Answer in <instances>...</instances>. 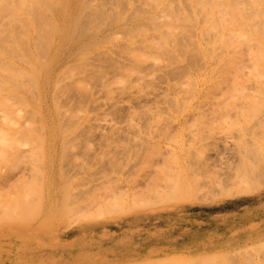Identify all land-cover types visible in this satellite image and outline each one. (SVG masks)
Instances as JSON below:
<instances>
[{"label":"rangeland","instance_id":"374dc122","mask_svg":"<svg viewBox=\"0 0 264 264\" xmlns=\"http://www.w3.org/2000/svg\"><path fill=\"white\" fill-rule=\"evenodd\" d=\"M22 1L0 0V8ZM83 1L70 40L52 30L55 10L20 23L16 14L1 17L0 9V127L9 124L0 133V264H264V185L248 194L222 196L217 188L201 193L207 201L128 210L134 196L155 199L148 183L181 160L198 168L215 155L213 146H200L215 134L224 133L221 141L229 136L231 143L221 146L248 149L258 167L251 180L264 183V149L253 130L239 128L246 94L231 92L233 77L230 84L224 77L230 91L224 89L229 62L221 45L212 49L216 32L203 23V6L202 15L193 0ZM254 6L255 0H239L240 9ZM164 12L173 26L163 21L165 41L155 32ZM254 14L264 29V12ZM21 25L30 26L26 37L17 35ZM251 36L256 42V33L242 38ZM31 65L39 84L30 81ZM225 93L232 99L224 100ZM193 136L199 147H190ZM208 174L218 176L213 167Z\"/></svg>","mask_w":264,"mask_h":264},{"label":"bare ground","instance_id":"6f19581e","mask_svg":"<svg viewBox=\"0 0 264 264\" xmlns=\"http://www.w3.org/2000/svg\"><path fill=\"white\" fill-rule=\"evenodd\" d=\"M42 1L43 0H29V1L24 0L21 2V4L18 5V7L15 6L16 4L14 2L13 3L15 5H12L13 3L10 2L8 4L9 11L5 10V9H8V7L5 8V5H7V4H4V6H2V7H4L5 9L4 8H0V9L1 10L4 9L5 10L4 12L7 15H5L3 11L1 12V10H0V12L2 15L1 14L0 15H1V17H4V16H8V14H9V17L13 16L12 18H14V14H16L17 18L19 20L21 19L20 21L19 20L18 21L20 23H23V22H25V20L23 21L22 19H30V21L33 19L32 21H34L35 18L37 17L36 20L37 19L42 20V18H43L42 14H44L46 11L48 12L49 10H55L57 12L56 17H54L55 20L50 19L51 20L50 25L52 26L51 27L52 30L54 29L53 31L55 32V34H57L58 30L60 29V31L63 35L62 38H64L65 40L74 39L73 38L74 35L78 34V31H79V28L76 24V19L79 20L80 11H81V9H83L84 1L83 0H44L43 2ZM193 1H197L195 3L197 5H199L198 6L199 8L196 6L197 7L196 9L198 11H200L201 14H202V11L200 8V4L204 8L206 18H205L203 23H206L205 24L206 28H208V30L216 32L215 42L213 43V46H212L214 53H215L214 48H216V46L221 45L220 47L223 48V52L220 55H223L224 59H225V60L224 59H222V60L226 61V62H224L226 64L229 62L227 64V67L225 66V64H223V66L226 68V70L220 68V70L221 69L223 71L225 70V73H223V74H226L225 76H223V74L221 73L223 76V77H221L222 78L221 81L224 80V84H225L224 89H225V87H227V89H228V87H230V86H226V85H229L231 83V80L233 77V83H231V85L232 84L233 85H232V87H230V89H232L231 92H236V93L239 92L237 95L242 94L241 96H239V98H242V96H244V94H246L245 98L243 97L241 100L239 99V115L244 116V121L243 120H242L243 122L239 121L240 131L246 130L248 132V131L253 130L252 132H253V134H255L254 136H256L255 137L256 141H254V143H257L258 146H260L264 149V135H262V134H264V133H262L264 131V107L262 106L263 112L262 111L259 112L261 109L258 111V113L254 112L255 108L257 109V107H259L261 104L264 105V63H262L261 61H258V59L260 57H262L264 54V29H262V27L257 26V23L255 22L256 16L254 14L256 12H261V13L264 12V7L259 4L260 2H262L264 0H255L256 6H254L252 8V10L240 9L239 8V0H193ZM1 4L2 3H0V7H1ZM170 12H172V11H170ZM195 12H197V11H195ZM197 13H199V12H197ZM165 14H166V12H164V14H162V16L160 15L161 17L164 16V18L161 19L162 26L164 25L163 23L166 21L167 18L169 20V17L166 18ZM178 14L175 16H178ZM194 14L196 15V13H194ZM195 15L193 17H197ZM168 16H170V15H168ZM175 16L173 18H175ZM184 17H187V16L184 15ZM152 18L155 19L154 16ZM173 18H171V19H173ZM193 19L196 21L199 18H196V19L193 18ZM119 22H121V21H119ZM33 23H35V22H33ZM169 23L172 24V21L167 22V23L165 22V26L167 24L166 29H167V27H168V29H170L171 27L173 28V26H170L171 24H169ZM158 25H160V24H158ZM158 25L156 27L155 32L157 33L159 31L161 33V31H162L163 33H161V34L165 35L166 34V33H164L165 31L161 30L165 26H163V27L160 26L161 28H159ZM23 26L24 25L20 26L21 27L20 30L21 29L22 30L21 31L19 30L20 32L17 31L18 32L17 35L19 34L22 37L24 35L26 37V35L29 34L28 29H30L29 28L30 26L27 29L25 27H24L25 28L24 29ZM155 26H154V28H155ZM51 28L49 27V29H51ZM202 28H203V30H207L205 27H202ZM137 29L139 30L138 32H140L141 29L145 31V29H143V28L140 29L138 27ZM246 30H250L249 33ZM24 31H26L28 33L24 34ZM168 31L169 30H166V32H168ZM30 32H32V31H30ZM20 33H23V34H20ZM156 33H153V35H154L153 39L155 38V36H157V35H155ZM160 33H158V35ZM252 33L253 34L256 33V39H257L256 42H250L249 39H251L252 36L250 38H242V36L249 35ZM14 35H16V34H14ZM17 35L15 37H17ZM209 35H211V34H209ZM167 36H168L167 34L165 36H163V37H165L164 41H165ZM28 37L29 36H27V38ZM30 37H32V35ZM95 38L96 37L94 35H91V39H95ZM27 40L29 42V40H32V39L30 38ZM200 40H202V39H200ZM21 41H23V38H21ZM35 41H37V43L39 42V40H35ZM96 42L94 41L95 46L97 45ZM208 42H209V44L208 43H206V44H208L209 47H211L210 46V44H211L210 40ZM34 43L37 44L36 42H34ZM31 44H33V43H30V45ZM206 44H203V46H201V49H202V47L207 46ZM38 45H39V43H38ZM199 45H202V44H198V46ZM36 46H33V47L36 48ZM40 46H41V44H40ZM40 46H37L36 50ZM81 48H79V50H81ZM30 49H31V46H30ZM41 49H43V48L40 47V49H38V50L40 51ZM207 49H208V46H207ZM32 50H33V48H32ZM44 50L45 49H43L41 51L44 52ZM79 50L77 49V53L79 52ZM74 52H76V51H74ZM237 52L239 53V56H238ZM36 53L37 52H35V54ZM214 53H211V54H214ZM207 54H208V52H207ZM248 54H249V57L251 59L250 62H252V63L246 62V60L249 59ZM246 55H247V58H246ZM250 55H252V56H250ZM43 56L45 58L46 53ZM54 56L57 58V56H59V53H57V55L54 54ZM223 56H221V58ZM236 56H238L239 60L237 59ZM74 57H77V56H74ZM39 58L41 59V61L44 60V59L42 60V58L40 56H39ZM81 60H83V59H81ZM36 61H38V59ZM33 63L34 62H32V64ZM40 63L42 64L43 62H40ZM44 63H45V61H44ZM78 63H79V61H77L76 63L74 62L75 65H73V66L70 65V66L75 68L77 65H79ZM237 63H238L239 67L236 65ZM37 64H39V63H37ZM37 64H35L34 66L35 67L37 66V68L39 70L40 66L38 67ZM31 66H33V65H31ZM34 66L31 69H33ZM70 66H68V68ZM232 67H234V68L236 67V69L239 68V70H238L239 71V78H238V72H236V73L234 72L235 73L234 74ZM29 69H27L28 72H30ZM142 69H144V68H142ZM34 70L36 71L37 69L34 68L31 72H33ZM35 71H34V73H35ZM63 71H64V69H63ZM25 72H26V69H25ZM18 73H21V72H18ZM28 75H31V74L28 73ZM224 77H226V79H228L229 84H227V82H225L226 80L224 79ZM29 78H30V76H29ZM39 78H40L39 75L35 73V74L31 75L30 81H31V83L32 82L34 83V81H32L34 79L35 84H36V82H38V84H39L41 82V81L39 82V80H40ZM62 78H64V76ZM61 79L56 80L57 81V84H55L56 86L58 85V82ZM51 81H52V78L50 75H48L47 77H44L42 79V84L44 87H46V86H49L51 84ZM213 83H211V84H213ZM176 85H177V83H176ZM233 88H235L236 91H235V89L233 90ZM13 89H14V87H13ZM227 89H225V90H227ZM227 91H230V90H227ZM243 92H244V94H243ZM225 94L227 95V93H225ZM230 94L231 93H228V95L232 99L233 94L232 95H230ZM228 95H227V97L224 98V100L228 101L227 99H230V97ZM237 95H234V97H236ZM7 105H9V104H7ZM7 105H6V107H8ZM4 106H5V104L2 107L4 108ZM222 106L225 107L224 105H222ZM2 107H1V109H3ZM4 109H7V108H4ZM12 109H13V107L11 108V110ZM5 112H8V111H5ZM4 115H6V117H4L5 119H7V117H9L12 120L14 119L9 115V113H5ZM9 118H8V120H10ZM182 120H184V119H182ZM3 122H5V121L2 120L1 126H2V124L4 125ZM8 125L6 127H8ZM2 127H0L1 128L0 131L3 130L4 128H6V127H3V128ZM243 131H242V133H243ZM246 131L244 133H246ZM3 132H4V130L1 131L0 133H3ZM8 132H6V134ZM252 132H251V134H252ZM260 133L262 136L259 135ZM3 134H5V132ZM219 135H221V134H219ZM219 135L215 134V136L211 137L210 141H206L205 138L202 139L201 145H200L199 141H197L198 138L195 140L196 137L193 136L192 140H195V141L191 142L190 147H192V146L193 147L194 146L199 147V145H200V146H204V147L209 146L208 148H212V146H213V148H216V154L215 155L209 154L208 157L203 161V164L200 166L198 165V168L193 166L194 164L192 161H189L188 159H183V160H181L180 164L175 167V169L173 168L172 171L169 170L170 172L165 171L164 172L165 175H163V177L160 178L159 180H157V179L152 180L153 177L148 178V181L149 180H152V181L148 183L146 189H148L150 191V195H153L155 192L157 194V197L155 199L154 198L153 199H146V198H142L139 196H134L132 198V200L129 201V205L131 208H129L128 210L134 211L136 209H139V210L140 209H148L147 207H154V206L158 207V205H160V204H167V203H171V202L177 203V202H180L183 200L191 202L193 200L195 201L196 199H202V197L205 199V201H207V200H209V197L201 195V193L203 191H207V190L212 191V190H215L217 188L222 189V196H236V195H241V194H248V193L254 192L255 190H259L264 185V183H253L251 180L253 178L252 175L255 174V172H257L256 169L258 168L257 164L253 163L255 160V159H252L253 154L250 155V151H248V149L244 150V151L242 149V151H240L239 148L237 149L236 145H234L236 148L234 146L231 147V146H229L230 144L227 145L226 143H224L226 141L223 142L224 146H221L220 143L223 140L227 139V141H228L227 143H229L230 140H228L229 139V136H228V137H225V139L222 138L223 140L221 141V137ZM223 135H224V133H223ZM223 135H221V136L223 137ZM1 136L3 137L2 134H1ZM226 136H227V134H226ZM4 137H5V135H4ZM252 138H249V140H247V139L246 140L249 142V141L254 140V137H252ZM206 139H207V137H206ZM250 139H252V140H250ZM189 140H191V138ZM223 143H222V145H223ZM251 143H253V142H251ZM246 144H247V142H246ZM246 144H245V146H246ZM257 144H255V145H257ZM231 145H233V144H231ZM247 145H249V144H247ZM217 146H219V147H217ZM245 146H243V147H245ZM246 147H245V149H246ZM237 156H238V158H237ZM179 158H181V157L179 156ZM237 159H239V161H237ZM236 161H237V164H236ZM209 167H213V169L215 170V173H217L218 176L209 177L210 176V174H208ZM228 187H230V188H228ZM126 192L129 193L130 191L126 190ZM116 195H118V194H116ZM106 196H108V195H106ZM216 198H217L216 196L212 197L213 200H215ZM105 199L109 200L108 197ZM17 225H19V224H17ZM255 236L257 237V235H255ZM260 236H262V232H261ZM251 238H252V236H251Z\"/></svg>","mask_w":264,"mask_h":264}]
</instances>
